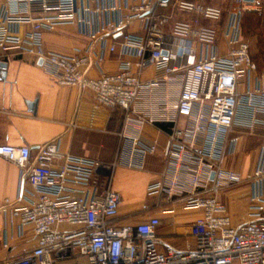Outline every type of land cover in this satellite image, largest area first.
<instances>
[{"label": "built area", "instance_id": "1", "mask_svg": "<svg viewBox=\"0 0 264 264\" xmlns=\"http://www.w3.org/2000/svg\"><path fill=\"white\" fill-rule=\"evenodd\" d=\"M0 3V65L10 53L32 56L57 85L91 93L97 107L125 111L126 125H170L164 169L148 186V197L167 215L200 213L191 226L193 244L185 248L158 235L157 216L133 224L118 220L123 198L113 189L114 171L122 164L143 170L156 152V144L146 145L140 135L121 134L130 143L124 163L66 154L59 140L36 156L27 146L2 145L0 157L16 165L21 178L17 199L0 205V246L9 250L28 231L35 237L31 250L6 264H264V145L246 175L224 164L239 142L232 137L237 125L250 132L264 128V70L257 74L243 35L245 15L260 14L261 0ZM133 24L139 34L128 30ZM63 25L76 26L90 45L72 55L46 51L44 34ZM106 36L115 42L109 48ZM118 44L129 59L116 73L91 77L105 60L103 51L113 54ZM148 69L157 77L144 80ZM245 185V214L235 222L223 196Z\"/></svg>", "mask_w": 264, "mask_h": 264}, {"label": "crops", "instance_id": "2", "mask_svg": "<svg viewBox=\"0 0 264 264\" xmlns=\"http://www.w3.org/2000/svg\"><path fill=\"white\" fill-rule=\"evenodd\" d=\"M263 1L261 0V3ZM177 19L191 20L192 18L187 15H178ZM27 28L22 27L21 32L28 30ZM128 30L132 33H140L138 24H133ZM119 42L121 41L118 40ZM90 43L89 39L79 33L76 26L71 25H63L55 31L44 34L46 51L62 55H72L74 48H85ZM114 43L110 36L105 37L107 48ZM250 44L252 59L258 65L260 62L259 51L256 53L254 45ZM219 45L222 51L226 50L222 40ZM96 46L99 49V46ZM103 54L105 60L100 67L93 69L90 73L93 78L104 72L116 73L121 63L129 59L121 55L119 44L116 45L115 53L111 54L105 50ZM2 64H6L7 68L5 71L0 69V146H27L31 148L33 156H36L44 145L53 140H59L61 150L66 154L86 157L102 163H113L119 158L121 163H124L130 153V143L121 137L124 131L132 137L140 135L141 141L146 145L156 144V152L146 158L143 170L130 169L122 164L113 173V189L123 198L118 220L124 224L138 223L133 218H129L127 214L145 208L150 199L147 193L148 186L159 179L164 169L163 150L170 134V125L159 122L146 123L142 129L136 123L126 125L125 111L97 107L91 93L81 94L76 88L57 85L32 56L10 53L3 57ZM4 73L5 77L2 76ZM260 73L257 71L258 75ZM156 77L157 73L153 69H148L143 74L144 80ZM173 98L175 99L174 95ZM142 105H139L140 111L145 114ZM244 136L255 137L257 143L260 144L254 149L249 169L246 172L237 168L235 160L232 166L227 164L228 158L237 157L242 152ZM232 137L239 138V142L234 152L231 149L228 150L224 161L225 167L246 175L253 169L256 153L264 145V128L259 127L250 132L245 124L241 123L234 128ZM20 178V169L0 157V205L5 199L13 201L17 199ZM249 192V187L245 185L236 188L231 192V195L223 196L235 222H238L242 217L239 213L241 207L245 206L244 209H246ZM233 193L237 194L238 201L243 197L245 205L241 201L238 208L234 204L229 205L227 200L233 197ZM150 209L154 211L151 216L161 218L162 225L158 229L159 236L179 248L193 244V239L190 236L191 226L200 213L180 211L178 216H172L161 213L152 207ZM176 219H179L182 224L174 226ZM4 227V221H0V243L4 237ZM10 232L15 233L16 230L10 229ZM34 245L35 237L31 231H28L24 239L13 241L9 250L0 246V264H6L10 259L20 257L31 250Z\"/></svg>", "mask_w": 264, "mask_h": 264}, {"label": "rangeland", "instance_id": "3", "mask_svg": "<svg viewBox=\"0 0 264 264\" xmlns=\"http://www.w3.org/2000/svg\"><path fill=\"white\" fill-rule=\"evenodd\" d=\"M213 5H220L218 2H214ZM262 6V12L260 14H253V16L247 15V21L245 24V38L254 45L253 48H255V52L261 51V58L259 64L257 65L258 67V73L262 72L264 70V1L261 3ZM206 24L215 26L213 22H206ZM251 45V44H250ZM254 52V53H255ZM247 132L245 133V135ZM245 141H244V146L242 152L239 154V156L234 157V158H228L227 164H231L234 162H237V168L243 171H248L249 169V163L251 162V155L254 152V149L257 148L260 144L257 143V139L252 136H244ZM249 187V185H247ZM250 189V188H249ZM235 189H232L227 192V194L231 195V192H233ZM229 202V205L232 206V204L235 205V207L238 208L240 206V203L243 202L242 204L245 205V199L242 197L240 201H238V197L236 193H233V197L228 198L227 200ZM233 201V202H232ZM155 201L152 199H149L147 202V205L145 208H142L138 212H132L128 213L127 215L129 218H133L134 221L136 222H141L143 221L146 217L153 215V210L150 209L152 207L153 209L155 208ZM245 206H242L241 209L239 210V213L241 216L245 214ZM178 216V215H177ZM136 219V220H135ZM175 225H181L182 223L180 220L176 219Z\"/></svg>", "mask_w": 264, "mask_h": 264}, {"label": "trees", "instance_id": "4", "mask_svg": "<svg viewBox=\"0 0 264 264\" xmlns=\"http://www.w3.org/2000/svg\"><path fill=\"white\" fill-rule=\"evenodd\" d=\"M247 15H248V17L249 16H253V14H247ZM246 21H247V16L245 17L244 22H243V33H244V35H245V30L244 29H245ZM258 58H261V51L258 54Z\"/></svg>", "mask_w": 264, "mask_h": 264}, {"label": "water", "instance_id": "5", "mask_svg": "<svg viewBox=\"0 0 264 264\" xmlns=\"http://www.w3.org/2000/svg\"><path fill=\"white\" fill-rule=\"evenodd\" d=\"M164 1H169V0H164ZM249 1H253V0H249ZM42 63H40V65H41ZM6 64H1L0 65V69L2 70V71H5L6 70ZM3 77H5V73L2 75Z\"/></svg>", "mask_w": 264, "mask_h": 264}]
</instances>
